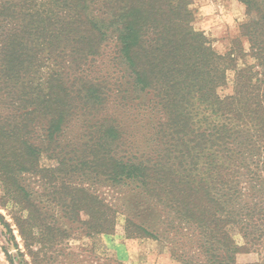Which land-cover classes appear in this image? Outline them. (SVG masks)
Here are the masks:
<instances>
[{"label":"trees","instance_id":"trees-1","mask_svg":"<svg viewBox=\"0 0 264 264\" xmlns=\"http://www.w3.org/2000/svg\"><path fill=\"white\" fill-rule=\"evenodd\" d=\"M238 1L221 55L192 0H0V185L22 236L39 184L89 236L122 204L126 235L182 264H264V0Z\"/></svg>","mask_w":264,"mask_h":264},{"label":"rangeland","instance_id":"rangeland-1","mask_svg":"<svg viewBox=\"0 0 264 264\" xmlns=\"http://www.w3.org/2000/svg\"><path fill=\"white\" fill-rule=\"evenodd\" d=\"M236 2L241 4L238 0ZM194 3H198L197 7L191 8L195 12L194 25L208 24L201 31L209 38L213 50L225 55L239 36L240 26L246 21L245 6L241 4L244 20L234 17L233 24L229 25L220 17L233 11V0H192ZM207 4L213 6V11L204 15L200 9ZM241 41L247 50L248 40L242 38ZM228 92L229 89H225L222 94L227 95ZM105 190L101 192H107ZM54 191L62 192L60 187L31 185L29 192L33 196L28 208L31 219L35 220L32 219L24 228L25 235L22 236L18 210L3 200L0 185V264H182L163 239L129 238L125 231L126 213L122 204L117 207V226L112 234L89 236L83 223L87 220L85 212L80 211L76 217L71 210L70 197L61 200L60 194L53 195ZM233 235L236 242L242 245L236 231ZM237 259L240 264L263 261L254 253L240 254Z\"/></svg>","mask_w":264,"mask_h":264},{"label":"clouds","instance_id":"clouds-1","mask_svg":"<svg viewBox=\"0 0 264 264\" xmlns=\"http://www.w3.org/2000/svg\"><path fill=\"white\" fill-rule=\"evenodd\" d=\"M198 3H194L190 5L189 7H197ZM233 11L229 12L227 15H222L220 19H222L224 22L228 23L229 25L233 24V18L236 17L238 20L243 21L244 16L242 15L243 13V5L237 4L236 0H233ZM201 13L204 15H209L213 11V6L211 4H207L204 7H201ZM223 8L221 7V12L223 13ZM194 30H201L202 28H207L208 24H199V25H193Z\"/></svg>","mask_w":264,"mask_h":264}]
</instances>
